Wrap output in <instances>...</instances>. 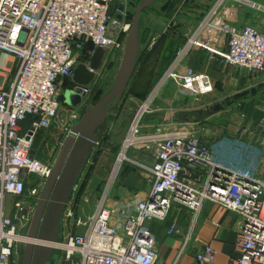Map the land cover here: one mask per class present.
<instances>
[{"label":"built area","instance_id":"obj_1","mask_svg":"<svg viewBox=\"0 0 264 264\" xmlns=\"http://www.w3.org/2000/svg\"><path fill=\"white\" fill-rule=\"evenodd\" d=\"M135 4V0H0V264H21L20 248L29 241L25 232L30 216L52 170L50 162L37 157V148L48 143L47 136L54 137L52 149L61 147L62 135L89 106L99 72L124 48ZM245 10L264 15V3L210 1L168 66L134 107L101 193L88 214L83 215L82 201L78 202L80 183L75 187L64 212L66 232L50 244L62 253L57 264H162L152 224L165 222L172 208L178 207L187 210L191 224L185 232L173 219L166 229L167 235L179 239L172 263L177 264L206 201L236 216L237 255L226 264H264V99L254 101V96H248L240 103L257 117L251 118L246 111L232 113L224 127L232 137L251 135L249 143L259 152L253 169L224 164L213 143L203 138L208 130L199 135L200 126L211 117L193 121V129L187 128L188 121H142L145 114L208 110L216 103L178 106L185 98L198 103L214 91V80L189 66L195 49L206 50L209 59L248 74L250 87L230 97L264 86V29L250 23L240 25L238 15ZM159 36L151 38L149 47ZM96 47L103 48L104 57L95 79L85 87L74 84L79 53L88 64ZM12 67L14 76L8 80L6 74ZM66 87L82 95L74 108L62 102ZM170 88V96L163 101ZM176 126H186L187 132H176ZM37 129L43 130V136L32 154ZM126 168L144 180V191L121 185L129 172ZM30 175L38 180L32 182ZM26 184L30 185L27 190ZM7 196L12 200L9 216L5 214ZM215 258L216 249L206 244L196 251L191 264H217Z\"/></svg>","mask_w":264,"mask_h":264},{"label":"rangeland","instance_id":"obj_2","mask_svg":"<svg viewBox=\"0 0 264 264\" xmlns=\"http://www.w3.org/2000/svg\"><path fill=\"white\" fill-rule=\"evenodd\" d=\"M140 1L141 0H135L136 4L132 6L131 11H130V15H132V17H133L135 8ZM176 1L177 0H157L155 3L152 4V6L148 8V10H145L142 13L140 21H139V34H140V28H142L143 25L147 23L151 27L153 36H156V35L161 36L164 34V36L166 37L168 36L171 37L170 41H174L176 44L182 43L184 38L190 32V29L193 27L194 24L190 25V27L185 29V27L182 24H180V19H186L187 21L194 20L193 15L191 14V12H189V8L191 9L196 8L199 11V9L205 10L208 5L206 4L202 5L199 1L198 3H195L194 1L196 0H178L177 3H181V6L179 9V13L174 14V10L172 9V11L170 12L169 8H171L170 6L172 4H177ZM210 1L211 0H209V2ZM256 1L264 3V0H256ZM202 13L203 12H201L200 14ZM156 16H158L157 19H156ZM166 25L168 26L166 29H164ZM162 31L164 32L162 33ZM174 48H172L168 54L167 53L164 54L163 52L161 53L160 50H157L154 53L147 56L146 60L140 63L139 67H135L136 69H135L134 75L127 89L128 92L125 94L122 100L123 104L119 106L118 108L112 110L107 115V118L98 134L104 131H106V133L104 136L101 137V140H99V144L96 146V148H94L91 158L79 181L80 186H79V192H78L79 193L78 202L80 203V201H82V205H80V208H83L82 210L83 215L88 214L89 212L93 210L94 204L101 193L102 186L108 176L109 170L113 164L114 158L120 148L121 142L123 140V137L127 129V125L129 122V116H126V114L128 113V111H132L134 107L136 106V104L139 101H141V99L144 98L143 96L145 95V93H147V90L149 89V87L161 75L159 73L160 72L162 73L165 70V68L168 66L172 58V54H173L172 52H174L173 51ZM122 51L123 50L116 51V53L111 58H109V60L106 62L101 72H99L96 78V83L91 91L89 105H93V99L95 97L101 99L112 87L116 72L120 64ZM1 57H0V63H1ZM202 59L203 57L201 55L199 62L200 63L202 62V64H204V65L200 64L202 68L199 67L198 65L192 66L191 62H190V65L196 71L201 70V72H205L207 74H208L207 69H209L214 63L219 62L216 60H211L210 62L207 60L208 61L207 62L205 59H203L202 61ZM78 62H84L83 53H79ZM12 69L13 67L11 68L10 71H12ZM239 71H240L241 78H239L240 81H238L237 83L235 82L226 83V85H224L220 91L218 90L216 91L214 88V91L211 94L206 95L205 97H202L198 103L192 101L191 99L185 98L183 100L185 104L184 107H187V106L196 107L197 105H200V102L214 101L217 97L221 98L222 96L232 94L237 91H241L244 88L248 89L250 87L251 80L248 79L247 73H245L243 70H240V69ZM9 76L10 78L12 77L11 73L9 74ZM65 89L67 91L69 90L68 87H66ZM254 89H255L254 101L264 99V86H256L254 87ZM170 94H171V88L167 89L164 92L162 100L164 101L165 99H167L170 96ZM246 94L240 93L239 96L231 97V100L228 99L229 101H226L225 104L223 105L220 104L221 102L220 101L218 105L220 104V107L222 108V110H220L219 108L215 109V111H217L215 115L211 116V118L207 122L203 123L200 126L199 135H203L204 129H207L208 132H204L205 136L203 138L206 140H209V142H211L212 140L218 141L219 139L223 138L226 134H228L226 133V130L224 129V127L230 121L229 117L231 116L232 113H235V115H237L241 111L243 112L248 111L247 112L248 116H250L251 118L257 117V114L250 111L251 108L249 106L240 103V102H243V100H245L248 96H250L251 92L246 93ZM67 96H68V92H66L64 95L65 100L66 99L68 100ZM251 101L253 102V99ZM216 103H214V105ZM239 103L241 105H239ZM123 107H126V108H123ZM125 109H127V112L124 113ZM212 110L214 109L212 108ZM225 110H227L226 113H224ZM213 112L214 111L210 112V114H213ZM193 121L194 120L188 121L189 126H187V128H190V129L194 128L193 125L191 124ZM187 128L186 126H176L174 130L176 132H182V131L187 132ZM54 130L57 131V133H59V129H57L56 127H54ZM66 135L67 133L65 135L64 134L62 135L63 141ZM48 137H50L47 140L48 143L44 144V146H41V147L39 146L37 148L36 150L37 157H39L43 161L50 162L53 165L57 157V154L60 150V146H58L55 149H52V146L54 145V137L47 136V138ZM238 137L239 136H234L232 138L238 139L239 141L243 142L245 144V147H248L246 148L245 155H249L248 149L253 148L251 147V144L249 143L250 141L249 138L251 137V135L247 133V134H242L239 138ZM29 180H31L32 182H35L38 180V178L36 175H30ZM28 188H29V184L26 185V190ZM80 197L84 198V201L87 199V201L83 202V200H81ZM11 202H12L11 198L7 196L6 202H5L6 216H9L11 213V207H12ZM65 232H66V226H65V223L63 222L60 228L59 237H62L65 234ZM22 249H23V246H22ZM22 251L23 250H21L20 248L21 258H22ZM60 256L62 257L61 251H57V254L53 255L52 261L49 264H57L58 259L61 258Z\"/></svg>","mask_w":264,"mask_h":264},{"label":"water","instance_id":"obj_3","mask_svg":"<svg viewBox=\"0 0 264 264\" xmlns=\"http://www.w3.org/2000/svg\"><path fill=\"white\" fill-rule=\"evenodd\" d=\"M156 1L141 0L137 4L112 87L101 99L85 108L80 118L72 124L67 133L52 165L51 173L45 180L31 213L25 232L29 241L23 244L21 264H49L53 255L57 254V251L49 244L60 239L59 232L64 212L91 158L96 142L105 135L106 131L98 133L107 115L119 107L127 92L138 59L139 21L142 13ZM103 57V48L96 47L88 64L78 62L75 65L72 82L83 87L90 85L95 79V72L99 70ZM66 92H68V100H65L64 97ZM248 92L254 95L255 89L244 91V93ZM81 101L82 95L77 90L69 89L67 91L65 89L63 94L65 105L74 108ZM209 109L145 114L142 121L149 124H157L161 121H201L212 112V108ZM132 111H128L126 116L130 117ZM194 113H199L201 116L193 117ZM42 136L43 130L37 129L32 143V154L35 153ZM121 185L137 191H144V180L133 170L123 177Z\"/></svg>","mask_w":264,"mask_h":264},{"label":"crops","instance_id":"obj_4","mask_svg":"<svg viewBox=\"0 0 264 264\" xmlns=\"http://www.w3.org/2000/svg\"><path fill=\"white\" fill-rule=\"evenodd\" d=\"M198 1L202 5L203 4L209 5L210 3L209 0H196L194 2L198 3ZM177 2L178 0L176 1V3ZM180 6L181 3L172 4L169 10L171 12L173 9L174 14L179 13ZM203 11L204 9L201 10L199 9L198 11L196 8H192V9L189 8V12H191V14L193 15L194 20L187 21L186 19H180V24H182L185 27V29L190 27V25L195 24V21L197 19L199 20L200 16L202 15L200 13ZM238 23L240 25L244 23H250L254 26H257L258 28L264 29V15L256 14L245 10L244 12L239 13ZM139 35H140L139 53H138L139 60L136 64V67H139L140 63L146 60V57L148 56L147 52H151L152 54L155 51L160 50L161 53L162 52L164 54L166 53V48H165L166 42L170 40L171 37L164 36L165 38L162 37L163 39L161 38L159 41H158L159 38H157L153 46L149 47L153 35H152L151 27L147 23H145L143 27L140 28ZM179 45L180 44H178V46ZM178 46L177 45L175 46L173 50L174 51L173 54L177 50ZM201 55L203 59H205L206 61L208 60L210 62L212 60L209 59V53L206 50L195 49L190 54L189 66L191 67L190 62L192 66L198 65L199 67H201V65H204L202 64V62L201 63L199 62ZM8 59H11V57H8ZM207 71L208 74L214 80V84H215L214 88L216 91L217 90L220 91L223 88V86L226 85V83H230V82L237 83L238 81H240L239 78H241L239 69L229 64H222V63L220 64L219 62H216L209 69H207ZM10 73L12 76L11 78L9 76ZM160 74L162 73L160 72ZM6 75L8 77V80H11L14 76V69H12V71H8ZM228 99L231 100L230 94L222 96L221 98L217 97L214 100V102L218 101L216 103L218 105V103L221 101L220 104L223 105L225 104L226 101H229ZM178 106L184 107L185 104L183 102L180 103ZM187 107L191 108L189 106ZM219 109L222 110L221 107ZM211 111H214L213 114H210L206 117H211L215 115L216 111L215 110H211ZM192 115L193 117L201 116L199 113H194ZM53 131L55 132L54 129ZM211 142L213 143L216 156L224 164H234L250 169H253L255 167L256 159L259 153L258 149L254 147L252 149L250 148L248 149L249 155H245L246 148L248 147H245V144L239 141L238 139L232 138L231 134H226L223 138L219 139L218 141L212 140ZM173 219H177V221L183 227L185 232L187 231L189 225L191 224V218L187 210L178 207L172 208L165 222H154L152 224V230L154 231L157 240L159 242V251L162 256V264H172L176 256L177 249L179 247V239L176 236H169L166 234V229L169 223ZM235 220H236V216L232 211H228L218 204L212 203L210 201H206L203 204L199 216L194 223V229L191 233V241L186 250V253L185 255H183L182 258H180L177 264H191L193 262V257L196 251L206 244H210L216 249L215 262L217 264H226L230 257H234L237 255V252L234 248V241L236 237Z\"/></svg>","mask_w":264,"mask_h":264},{"label":"trees","instance_id":"obj_5","mask_svg":"<svg viewBox=\"0 0 264 264\" xmlns=\"http://www.w3.org/2000/svg\"><path fill=\"white\" fill-rule=\"evenodd\" d=\"M148 10V9H147ZM132 15H130V19L132 20ZM162 37H164V35H162L161 37H159V39H158V41L162 38ZM138 38H139V36H138ZM165 38V37H164ZM163 39V38H162ZM158 41H157V43H158ZM179 44H181V43H179ZM178 46V44H176L174 41H170V40H168L167 42H166V53L168 54L169 52H170V50L172 49V48H174L175 46ZM148 53V56L151 54V52H147ZM173 53V52H172ZM173 55V54H172ZM138 60H139V56H138V59H137V62H138ZM170 60V59H169ZM160 74V73H159ZM152 86V85H151ZM150 86V87H151ZM149 87V88H150ZM149 90V89H148ZM147 90V91H148ZM128 92V91H127ZM145 95H146V93H145ZM145 95L143 96V97H145ZM236 96H239V95H236ZM95 97V96H94ZM99 100V98H94L93 99V104L95 103V102H97ZM218 108H220V105H217V104H215V105H213V109L215 110V109H218ZM250 109V108H249ZM246 110V109H245ZM250 111L251 112H253L252 111V109H250ZM248 112V111H247ZM39 158V157H38ZM130 169H128V168H126L125 169V172L127 173L128 171H129ZM27 185V184H26Z\"/></svg>","mask_w":264,"mask_h":264},{"label":"bare ground","instance_id":"obj_6","mask_svg":"<svg viewBox=\"0 0 264 264\" xmlns=\"http://www.w3.org/2000/svg\"><path fill=\"white\" fill-rule=\"evenodd\" d=\"M50 245V244H49ZM51 246V245H50ZM52 247V246H51Z\"/></svg>","mask_w":264,"mask_h":264},{"label":"flooded vegetation","instance_id":"obj_7","mask_svg":"<svg viewBox=\"0 0 264 264\" xmlns=\"http://www.w3.org/2000/svg\"><path fill=\"white\" fill-rule=\"evenodd\" d=\"M23 197V196H22Z\"/></svg>","mask_w":264,"mask_h":264}]
</instances>
